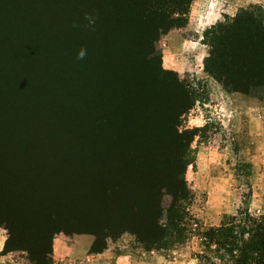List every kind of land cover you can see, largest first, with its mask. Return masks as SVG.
I'll list each match as a JSON object with an SVG mask.
<instances>
[{
	"label": "rangeland",
	"instance_id": "1",
	"mask_svg": "<svg viewBox=\"0 0 264 264\" xmlns=\"http://www.w3.org/2000/svg\"><path fill=\"white\" fill-rule=\"evenodd\" d=\"M0 10H17L30 18L20 40L29 42V54L22 60L17 52L0 55V198L8 183L9 196H30L48 187L63 203L85 202L87 196L96 197L109 170L137 166L154 168L157 177L174 183L182 169L183 206L192 228L217 225L242 207L254 215L264 214V84L250 86L247 92L227 90L204 71L210 40L218 35L219 26H231L236 17L246 19L247 15L264 25V0H191L181 15H174L178 20L169 30L155 38L151 34L150 45L135 33L138 24L147 25L120 0H0ZM75 32L92 44L98 40L93 44L97 51L84 47L83 59L70 55ZM236 41L243 42L242 47L237 49ZM236 41L228 45L233 52L226 70L233 76L258 74L264 57L261 48L249 49V34L239 35ZM71 62L75 100L80 107L95 110L90 122L76 117L53 119L45 106L40 111L39 103H45L48 91L42 84L49 80L55 100L66 102ZM49 64L53 78L48 77ZM208 66L213 67L209 60ZM161 69L169 71L163 80L177 76L193 99L179 126L193 135L184 158L167 151L147 156L137 152L133 158L126 154V146L147 140L132 138L128 133L135 130L128 124L132 121L120 118L118 108L129 106L133 99L145 105L143 110L158 107L163 95L157 83H165L157 78ZM151 109V116L149 110L138 113L134 127L160 116ZM18 153L39 157L17 162L13 155ZM159 191L158 215L163 209V222L171 200L168 184ZM58 235L78 239L72 242L75 260L82 257L84 246L93 254L94 249L119 253L125 246L133 253L130 264H198L202 249L200 239L188 232L173 231L156 244L140 242L130 232L105 240L91 233L59 232L54 238ZM6 236L0 223V264H30L23 251H3ZM53 255L52 250L51 264H69L55 263ZM99 261L93 255L87 264Z\"/></svg>",
	"mask_w": 264,
	"mask_h": 264
},
{
	"label": "trees",
	"instance_id": "2",
	"mask_svg": "<svg viewBox=\"0 0 264 264\" xmlns=\"http://www.w3.org/2000/svg\"><path fill=\"white\" fill-rule=\"evenodd\" d=\"M190 1L120 0V3L129 6L134 13L137 12L141 22L147 25L142 28V25L138 24L139 28L135 33L142 36L144 41L142 43H147V40L150 45L151 34L155 38L169 30L174 19L178 20L174 15H181ZM12 13L8 10H0V55L9 57L12 52H17L19 59L22 60L29 54L27 50L29 42L25 43L26 38L20 41L21 29L26 26L30 18L25 17L24 12L19 13L15 10L12 20L10 19ZM15 16L19 18L15 20ZM137 18L139 19L138 16ZM246 34L250 37V41L246 44L249 49L261 48L264 56V25L255 24L249 15L246 19L236 17L235 23L231 26L223 28L219 26L218 35H213L210 40L211 50L204 60V71L218 80L224 89L247 92L250 86L264 84V57L259 64L262 70L258 74L233 76L226 70L233 52L231 49L227 50L228 45L238 40L239 35L246 36ZM75 35L77 39L73 43L76 44L72 47L74 52L70 55H77L84 47H92L97 51L98 47L93 44L97 45L98 40L92 44L85 40L84 34L79 35L75 32ZM236 43L237 49L242 47L243 42L236 41ZM133 48L138 47L133 44ZM208 60L213 67L208 66ZM47 70L48 77L53 78V65L49 64ZM160 71L157 78L165 83H157V91L163 95V99L153 110L144 109L149 110L150 116V109L154 113L160 112V116L156 115L154 119L149 117L144 124L136 128L134 126L137 125V121L133 120H136L139 112L145 113L142 109L145 105L138 104L133 99L129 106L118 108L121 110L120 118L132 121L128 123L135 129L128 131L130 135L133 134L132 138L144 136L147 140V142L139 141V145L135 143L130 148L126 146L125 152L127 155L131 154L130 157L136 156L137 152L141 155L142 151L146 156L151 152L160 154L167 151L174 153L177 158L179 152L184 158L191 141L193 131L180 129L179 126L181 117L191 108L193 99L181 79L175 76L173 79L163 80L169 71L164 69ZM51 84L50 80L42 84V89L48 88V91L45 95V103H39L40 111L43 110L42 106L47 107L48 115L53 119H59L61 116L70 117L69 119L76 117L78 121L81 118L89 122L93 119L95 110L90 109L88 105L85 108L80 107L77 99L75 100L76 81L73 62L70 64L68 95H65V103L55 100L51 92L53 89ZM39 117L42 116L39 114ZM5 156L9 158L11 154L5 153ZM37 157L39 156L34 154L18 153L13 155V160L32 162L36 161ZM108 173L110 176L105 178L103 184L100 183L96 197H93V194L87 196L85 202L71 200L63 203L61 197L53 195L48 187H43V190L38 189L30 196L13 195V197L9 196L12 193L6 183L3 196L7 195V197L0 198V223L7 230L3 251H23L30 264H51L53 238L59 232L91 233L95 238L103 237L104 240L106 237L130 232L140 242L156 244L174 231L188 232L189 235H195L200 239L202 249L197 255L198 264H264V214L254 215L247 207H242L235 215L224 217L217 225L192 228L188 226L189 217L183 206L185 185L182 169L181 177L176 183L170 182L167 178L157 177L154 168L137 166L113 168ZM165 184H168V195L171 200L165 209L162 222L163 209L161 215H158L157 200L161 196L159 188ZM154 186H157L156 191L153 190ZM64 190L65 187H62L60 191ZM66 206L70 207L67 209ZM91 252H99V250L94 249Z\"/></svg>",
	"mask_w": 264,
	"mask_h": 264
},
{
	"label": "crops",
	"instance_id": "3",
	"mask_svg": "<svg viewBox=\"0 0 264 264\" xmlns=\"http://www.w3.org/2000/svg\"><path fill=\"white\" fill-rule=\"evenodd\" d=\"M203 74L207 75L205 72H203ZM76 240L78 241V239L75 237L65 235H58L54 238L53 258L55 263L65 261L69 262V264H87L88 260L93 257V255H97V259L100 260V264H105L107 261H111V264H130V262L133 260V253L125 246L124 250H121V252L112 254H108L105 251L106 249L102 252H96L94 254L87 253V249L84 246L82 257L79 258V260H75L74 255L72 254V242Z\"/></svg>",
	"mask_w": 264,
	"mask_h": 264
},
{
	"label": "clouds",
	"instance_id": "4",
	"mask_svg": "<svg viewBox=\"0 0 264 264\" xmlns=\"http://www.w3.org/2000/svg\"><path fill=\"white\" fill-rule=\"evenodd\" d=\"M85 55H86V50L81 49V50L78 52V54H77V58H78V59H83Z\"/></svg>",
	"mask_w": 264,
	"mask_h": 264
}]
</instances>
